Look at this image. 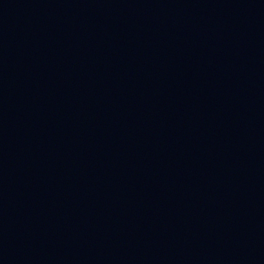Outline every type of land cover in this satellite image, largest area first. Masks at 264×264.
<instances>
[{
  "label": "water",
  "instance_id": "95a60500",
  "mask_svg": "<svg viewBox=\"0 0 264 264\" xmlns=\"http://www.w3.org/2000/svg\"><path fill=\"white\" fill-rule=\"evenodd\" d=\"M0 264H264V0H0Z\"/></svg>",
  "mask_w": 264,
  "mask_h": 264
}]
</instances>
